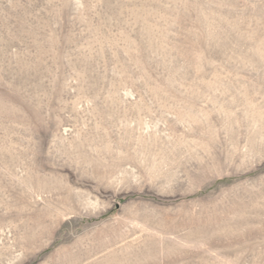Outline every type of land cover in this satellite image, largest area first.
Here are the masks:
<instances>
[{
    "label": "rangeland",
    "instance_id": "obj_1",
    "mask_svg": "<svg viewBox=\"0 0 264 264\" xmlns=\"http://www.w3.org/2000/svg\"><path fill=\"white\" fill-rule=\"evenodd\" d=\"M0 264H264V0H0Z\"/></svg>",
    "mask_w": 264,
    "mask_h": 264
}]
</instances>
